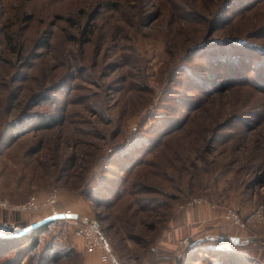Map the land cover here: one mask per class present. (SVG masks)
Returning <instances> with one entry per match:
<instances>
[{"label": "rangeland", "instance_id": "rangeland-1", "mask_svg": "<svg viewBox=\"0 0 264 264\" xmlns=\"http://www.w3.org/2000/svg\"><path fill=\"white\" fill-rule=\"evenodd\" d=\"M53 210L118 264H264V0H0V264H100L68 218L33 248Z\"/></svg>", "mask_w": 264, "mask_h": 264}, {"label": "built area", "instance_id": "built-area-1", "mask_svg": "<svg viewBox=\"0 0 264 264\" xmlns=\"http://www.w3.org/2000/svg\"><path fill=\"white\" fill-rule=\"evenodd\" d=\"M56 200V194L54 192H50L43 203L44 206L54 204ZM207 202L203 197H192L184 204L180 205V208L183 210L192 209L195 206H199L203 203ZM2 206H6L5 203L1 204ZM211 207H215L214 204ZM18 209L22 210H36L39 208V203L34 196H31L27 199L26 202L18 205ZM259 212V210H258ZM257 212V213H258ZM61 213L63 215L67 213H72L70 210L58 211L53 210L50 215ZM223 216L225 219H228L234 224H239L240 219L237 216V211L232 206H226L223 208ZM69 221L74 223V234L81 239L82 243V252L84 254H90L95 251H98V258L100 264H117L111 250L107 247L105 242L103 241L99 230L93 226V224L88 223L83 219H68ZM77 220V221H76ZM192 240L188 237L181 239V245H189Z\"/></svg>", "mask_w": 264, "mask_h": 264}, {"label": "trees", "instance_id": "trees-1", "mask_svg": "<svg viewBox=\"0 0 264 264\" xmlns=\"http://www.w3.org/2000/svg\"><path fill=\"white\" fill-rule=\"evenodd\" d=\"M51 125H52V122L51 121H49V120H42V121H38V123H37V125H36V129H38V130H40V129H46V128H49V127H51ZM57 220H59V219H53V220H49V221H47V222H43V223H40V224H38V225H36L35 227H33V240H32V244H33V248H35L37 245H38V237H37V235H36V233L37 232H39L38 230L39 229H42L43 227H45L47 224H49V223H52V222H54V221H57ZM28 225V224H27ZM27 225H24V226H22L21 228H20V230L22 229V228H24V227H26ZM5 226L4 225H0V233H12L13 231H11V229L10 228H4ZM30 232V231H29ZM28 232V233H29ZM28 233H26V234H21V235H17V236H10V237H8V236H3V235H1L0 234V241H17V240H19L20 238H23V236L24 235H27ZM82 244V243H81ZM220 251H224L225 252V249H222V250H220ZM65 251H63V253H64ZM62 253V254H63ZM66 253V252H65ZM64 253V254H65ZM63 254V255H64ZM59 254L58 253H53L50 257H53V259H56L57 258V256H58ZM239 264H241V263H239Z\"/></svg>", "mask_w": 264, "mask_h": 264}, {"label": "water", "instance_id": "water-1", "mask_svg": "<svg viewBox=\"0 0 264 264\" xmlns=\"http://www.w3.org/2000/svg\"><path fill=\"white\" fill-rule=\"evenodd\" d=\"M62 218H68V219H83V220H86L88 223L93 224V226L97 228L95 222L90 221V220H88L87 218H84L83 216H81V215H79V214H77V213H67V214H65V215H63V214H61V213H58V214L48 215V216L45 217L44 219H42V220H40V221L34 223V225H31V226L28 227V228L34 227L35 225L40 224V223H43V222H45V221H49V220H53V219H62ZM97 229H98V228H97ZM22 233H24V230L21 231L20 234H22ZM99 233H100V231H99ZM0 234L3 235V236H10V235H5V234H3V233H0ZM100 235H101V237H102V239H103V241H104L105 239H104L103 235H102L101 233H100ZM104 242H105V241H104ZM196 242H197V240H196V241H193L192 244H195ZM229 242H230L231 244H234V245H238V244L244 243L239 237H235V236H232V237L230 236V237H229ZM105 244L107 245V243H105ZM190 244H191V243H190ZM107 247L109 248L108 245H107ZM109 249H110V248H109Z\"/></svg>", "mask_w": 264, "mask_h": 264}, {"label": "crops", "instance_id": "crops-1", "mask_svg": "<svg viewBox=\"0 0 264 264\" xmlns=\"http://www.w3.org/2000/svg\"><path fill=\"white\" fill-rule=\"evenodd\" d=\"M90 254H92V253H90ZM89 255V254H88ZM116 263L118 264V262L116 261Z\"/></svg>", "mask_w": 264, "mask_h": 264}]
</instances>
